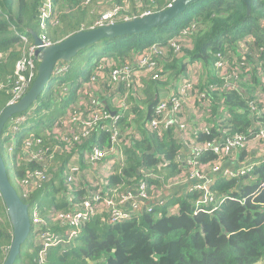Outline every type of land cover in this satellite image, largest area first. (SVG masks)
Returning a JSON list of instances; mask_svg holds the SVG:
<instances>
[{
  "label": "trees",
  "instance_id": "trees-1",
  "mask_svg": "<svg viewBox=\"0 0 264 264\" xmlns=\"http://www.w3.org/2000/svg\"><path fill=\"white\" fill-rule=\"evenodd\" d=\"M173 1L52 0L43 15L47 0H0V114L17 99L23 84L24 95L38 75L40 60L31 53L33 32L53 44L97 27L101 20L108 23L102 19L108 9L118 7L113 17L121 22L164 10ZM54 4L60 11L54 12ZM77 56L59 64L38 101L12 117L1 139L7 157L4 145L15 138L19 160H12L11 181L31 205L32 232L15 264H264V0H251L250 12L244 0H199L165 25L103 39ZM143 56L149 59L144 67L149 71L137 64ZM24 60L33 65L26 62L19 71L17 65ZM222 60L231 67L218 66ZM189 62L198 63L191 89L198 114H190L182 129L178 123L151 127L160 95L177 89L189 76ZM124 66L134 80L128 99L126 86L121 87L126 82L120 79L119 91L96 106L80 108L93 115L104 107V113L119 116L117 121L100 119L92 124L89 136L75 139L85 121L64 117L81 101L79 86L89 92L88 81L96 68V79L107 78L112 85V71ZM116 96L128 107L114 104ZM60 118L57 130H51ZM12 120L17 122L11 124ZM237 134L245 143L240 153L222 158L214 147L221 148L226 136ZM28 140L31 159L22 154ZM95 146L104 153L97 163H112L107 177L90 171L84 161L85 151ZM186 148L198 151L189 153ZM76 153L82 155L83 174L66 182L65 167ZM224 159L246 160L252 169L239 176H219L210 191L217 199L213 196L209 205L199 202L205 192L188 185L189 180L169 187L190 175L189 161L196 160L207 170ZM39 175L48 180H39ZM31 177L43 186L26 188ZM102 178L100 190L91 186V181L101 183ZM141 181L147 183L149 199L141 201V209L128 219L112 222L105 201L132 212L131 205L120 204L129 192H137ZM180 187L184 188L178 195L159 198ZM97 192L99 201L93 200ZM88 199L94 210L72 243L45 248V239L31 240L32 234L35 238L46 230L67 232L70 226L61 223L59 214L75 211ZM12 240L13 226L0 194V264Z\"/></svg>",
  "mask_w": 264,
  "mask_h": 264
},
{
  "label": "built area",
  "instance_id": "built-area-1",
  "mask_svg": "<svg viewBox=\"0 0 264 264\" xmlns=\"http://www.w3.org/2000/svg\"><path fill=\"white\" fill-rule=\"evenodd\" d=\"M52 7V0H47L45 7L42 8V12L43 15H46L47 11ZM119 11L118 7H115L114 10H107L106 12L103 13L102 15V19L103 20H107L108 23H114V17L113 15ZM148 14V13H147ZM100 25L104 24V21H100L99 22ZM43 41L45 42L46 45L51 44L50 42H47L44 38H42ZM35 48H32V54H35ZM28 62V64L33 65V61L32 60H24L18 63L17 68L19 71L24 69V64ZM190 65L188 66V69L190 70L189 72V76L186 78H183L181 80V82L178 84L177 89L172 88L171 89V94L170 96L163 101L162 106L159 108L157 106V110H156V115L157 117L152 119L150 121V125L153 128H161V124H165V125H171L173 123H178V127L179 129L185 128V123H180L178 118L180 116H184V114H181V111H187V113L185 114V116L189 117L190 114H193V111H195L194 114H198V106L196 104V97L191 93V89H192V80L194 78L193 74L195 69L198 67V63H193V62H189ZM137 64L142 67L140 69H144L145 71H149V68H144L147 67V65L149 64V59L145 56L139 58L137 60ZM218 66H222V65H226L228 68L231 67L229 66L227 63H225L224 60L217 62ZM98 67V66H97ZM233 70V69H232ZM229 71L224 70V72ZM233 73L235 74V72L233 71ZM96 75H97V68L94 71V74L92 75L91 79L88 81L90 82L88 90L89 92H83V87H79L77 96L80 97L81 102L84 103V105H86V101L84 97H86L87 99V95L88 93H92L93 89L96 91L97 89V84L99 82V79H96ZM111 80L114 83H119L118 81L120 79H124L123 81L126 82V85L131 86V83L134 81L133 80V73L131 72V69L128 66H124V67H120L118 69H114L112 71V74L110 75ZM22 79H24V77L22 76ZM228 82V81H227ZM228 85V83H227ZM26 87V86H25ZM132 87V86H131ZM25 91L24 88V84L20 89V92L17 93V99L22 98L23 92ZM198 92V90H196ZM115 91H112L110 93V95H112ZM23 95V96H22ZM93 96V95H91ZM184 97L186 98V101H184ZM12 101V102H16ZM95 101V100H93ZM73 107H75V104H72ZM94 105V104H93ZM98 105V104H96ZM87 106V105H86ZM95 106V105H94ZM122 107V106H121ZM103 110H105V108H99V111H97L96 113H93V111L90 112V115L92 116V119H85L84 118V113H86V111H82L80 109H76L74 108L73 111L67 113L65 115V119H72V118H79L82 117L84 119L82 125H81V129H80V135H77L75 137V139H80V136H89L91 129L93 128L92 124L93 123H97L98 120L100 119H109V118H113L114 122L117 121V119L119 118L118 115L116 114H112L109 113L107 111L108 114L104 113ZM68 111V110H67ZM230 114V111L227 110L226 115L228 116ZM63 117V116H62ZM167 119L166 123L161 122V120L163 118ZM17 120L15 121H11L10 123H16ZM61 122V118L53 125L54 127L51 128V130H57L58 124ZM10 124V125H11ZM110 129V128H109ZM4 136V133H3ZM2 136V138H3ZM262 136L264 137V131L262 132ZM31 141L28 140L26 146L23 149V152H25L24 155H26L27 159H31L33 158L31 153H29L27 155V150L28 147L30 146ZM244 140H243V136L242 135H234V136H226L224 138V142L221 148H219L217 145L214 147V149L217 152L222 153V158L225 156H228L229 154H231L233 151H236L237 149H240L241 147L244 146ZM5 149L8 150V156L10 157L11 160L14 159H18L19 153L17 152V147L15 145V138L11 137L8 141H6L5 145H4ZM189 153L191 152H195L197 153V151H192L191 149H188ZM263 151V150H262ZM22 152V154H23ZM264 154V153H263ZM5 156V161H6V155ZM104 153L102 150H100L98 147H93L90 150H86L84 153V161L86 163V166L88 167V169L90 171H95L99 176H106L109 174V172L111 171L112 167H111V162H105V163H97V161H101V159L103 158ZM81 159H82V155L80 153H76L74 154L71 159L67 162V165L65 167L64 170V174H65V178H66V182L69 181H73L74 179L78 178L79 176H81L83 174V171L81 169ZM225 160V159H224ZM229 159H226L224 162H219L216 165H214L213 167H210L209 169L205 170L203 169V166L200 165L198 163V161L196 160H191L189 161L190 164H193V167L190 169V175L188 177H185L181 182H175L172 183L169 187H174L176 185H178L179 183H183L187 180H189L188 185H193L194 188L199 189V190H203L205 192L204 196L201 198V200L199 202L202 203H206L207 205H209L211 202L210 200L213 199L214 196V201L217 199V195L214 193L212 196L210 194L211 191V186L216 185V182L218 180L219 176H223V177H233V176H239V175H243L246 174L248 171H250L252 169V165L251 163H246L245 165H243L241 168L239 167H230V166H226L224 165L226 163V161ZM230 163H232L233 165H235V160L230 161ZM236 166V165H235ZM206 172H203V171ZM40 176V175H39ZM32 178V177H31ZM216 179V181H215ZM39 180H42L43 182H46V180H48L47 178H45L44 176H40ZM93 182V184H91V186H93V188L100 190L98 187H101L102 184L105 183V180H103L101 183L99 181H91ZM38 185H42L41 182L36 181V179L32 178V181H27L25 184V187L28 188L29 190H32L33 188L37 187ZM45 185V184H44ZM146 181H141L140 182V187L137 189V192L133 193V192H129L127 194V198L123 199L120 206H125L127 205H131L133 207L132 212H128V211H123L119 208L116 207V205L113 203L112 200L107 199L105 201V205L107 208H109L112 211V222L117 223L119 221H122L123 219H128L133 213L138 212L141 209V201L145 200V199H149V195L146 191ZM69 189V187H68ZM178 188H176L177 190ZM70 190V189H69ZM171 191V190H169ZM212 192V191H211ZM165 194V193H164ZM163 194V195H164ZM97 196H93V200L99 201V197L100 194L97 192L96 193ZM162 195V196H163ZM178 195V194H176ZM162 196H160L159 198L162 199ZM168 196H165L164 198L166 199ZM210 198V199H209ZM70 202L73 201V199L70 198L69 200ZM175 207H171V211L174 209ZM94 210L93 207V201L91 199L86 200L83 204H80L79 207H76L75 211L73 212H68V213H60L58 216V219L61 221V223L63 225L66 226H70L69 230L67 232H63V231H51V230H46L44 231L42 234L36 236L38 237V242H40V237L45 239L42 243L44 244L45 248L49 247V246H58L61 244H69L71 243L73 240L76 239V237L81 233V229L83 227V225L85 224L86 220L89 218L90 216V212ZM211 212V210H210Z\"/></svg>",
  "mask_w": 264,
  "mask_h": 264
},
{
  "label": "water",
  "instance_id": "water-1",
  "mask_svg": "<svg viewBox=\"0 0 264 264\" xmlns=\"http://www.w3.org/2000/svg\"><path fill=\"white\" fill-rule=\"evenodd\" d=\"M199 0H174L166 9L144 14L121 22L106 23L87 30H79L65 39L46 45L38 33L33 32L35 39V56L40 60L38 75L31 88L18 101L8 104L0 114V194L6 205L7 214L13 226V240L7 258L3 264H15L21 247L31 235L32 216L31 205L19 195L10 177V168L1 150V139L8 122L16 114L30 109L44 92L55 70L63 63L71 62L80 51L107 38L123 35H138L155 27L165 25L181 15L192 3ZM248 12L251 10V0H244ZM113 115L115 112L112 113ZM25 154V152H23ZM176 189L167 191L165 196L174 195Z\"/></svg>",
  "mask_w": 264,
  "mask_h": 264
},
{
  "label": "rangeland",
  "instance_id": "rangeland-1",
  "mask_svg": "<svg viewBox=\"0 0 264 264\" xmlns=\"http://www.w3.org/2000/svg\"><path fill=\"white\" fill-rule=\"evenodd\" d=\"M53 5V4H52ZM65 5V4H64ZM53 10H55L54 12H58V11H60L59 10V5L58 4H54V6H53ZM109 10V9H108ZM78 58V56H76L75 58H74V60H76ZM91 59H93L92 60V62L95 60V58H91ZM91 62V63H92ZM87 67V65H85V67L84 68H86ZM107 78H102L99 82H98V84H97V89H96V91L93 89V91H95V94L93 95V96H91V97H88V99H87V101H86V105L88 106H96V104H98L99 103V101H101V100H104V98H109V95H110V93L112 92V91H119V83H114V84H112L111 85V83L108 81V80H106ZM102 84V85H101ZM100 86H101V89H100ZM124 87L125 88V86H126V90H127V96H126V98L128 99L129 98V96H131L132 95V87L131 86H128V85H121V87ZM121 87H120V91H123V90H121ZM63 88H64V86H63ZM142 90V89H141ZM166 93V94H165ZM170 94H171V90H169V91H167V92H163L161 95H160V99H159V103H158V107L160 108L161 106H162V103H163V101H165L169 96H170ZM166 95V96H165ZM143 97H145V95L142 93V97H139V98H141V99H143ZM78 98H80L79 96H77V99ZM113 99V101H114V104H119L120 106H122V107H128L127 106V103L124 101V100H122L119 96H116V97H114V98H112ZM93 100H95V101H93ZM184 101H186V98L184 97ZM94 104V105H93ZM84 104L79 100V101H77L76 103H75V108L76 109H80L82 106H83ZM85 105V107H87ZM82 111L84 110V109H81ZM112 111V110H111ZM187 113V111H181V114H184V116H180L179 118H178V120H179V122L180 123H189V120H188V117L187 116H185V114ZM195 113V111H193V114ZM84 118L85 119H92V116L90 115V112H87V113H84ZM161 122H163V123H166L167 122V119H166V117L165 118H163L162 120H161ZM236 151H239V149H237ZM240 151H241V149H240ZM240 151H239V153H240ZM262 153H264V150L262 151ZM255 154H256V152H255ZM258 154V153H257ZM259 156V155H258ZM258 156H256L255 155V157H258ZM226 160V159H225ZM248 160H250L249 158H248ZM6 164H7V166L10 168V170L12 169V160L10 159V157H8L7 156V158H6ZM12 176V174H10V177ZM34 243H36L37 241H38V237H35L34 238Z\"/></svg>",
  "mask_w": 264,
  "mask_h": 264
},
{
  "label": "crops",
  "instance_id": "crops-1",
  "mask_svg": "<svg viewBox=\"0 0 264 264\" xmlns=\"http://www.w3.org/2000/svg\"><path fill=\"white\" fill-rule=\"evenodd\" d=\"M165 92V91H164ZM166 94V93H165ZM166 96V95H165ZM261 154H263L262 152H261ZM246 162V160H244V161H242V163H245ZM242 163H237V167H239V166H241L242 165ZM224 165H226V166H230V167H236L235 165H233L232 163H230V161H228V162H226ZM184 187H180V188H178L177 189V192H179L180 190H182Z\"/></svg>",
  "mask_w": 264,
  "mask_h": 264
},
{
  "label": "clouds",
  "instance_id": "clouds-1",
  "mask_svg": "<svg viewBox=\"0 0 264 264\" xmlns=\"http://www.w3.org/2000/svg\"><path fill=\"white\" fill-rule=\"evenodd\" d=\"M54 75H55V72H54ZM54 75H53V76H54ZM47 86H48V85H47ZM47 86H46V87H47ZM79 87H81V86H79ZM8 124H9V123H8ZM228 161H229V160H227L226 162H228ZM240 163H242V162H240ZM246 163H249V162L242 163V165H241V166H239V168H241V167H242L243 165H245ZM251 164H252V163H251ZM235 165H237V163H236V162H235ZM236 167H237V166H236ZM247 173H248V172H247ZM174 195H175V194H174ZM168 197H170V198H171V195H170V196H168ZM33 236H34V234H32L31 240H34V237H33ZM73 241H74V240H73ZM73 241H72V242H73ZM72 242H71V243H72ZM61 245H64V244H61Z\"/></svg>",
  "mask_w": 264,
  "mask_h": 264
}]
</instances>
